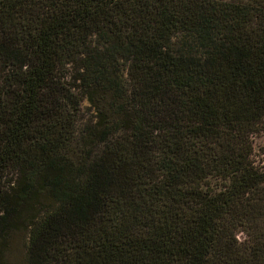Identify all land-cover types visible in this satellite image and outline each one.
I'll use <instances>...</instances> for the list:
<instances>
[{
  "label": "trees",
  "instance_id": "16d2710c",
  "mask_svg": "<svg viewBox=\"0 0 264 264\" xmlns=\"http://www.w3.org/2000/svg\"><path fill=\"white\" fill-rule=\"evenodd\" d=\"M263 130L264 0H0V264H264Z\"/></svg>",
  "mask_w": 264,
  "mask_h": 264
},
{
  "label": "rangeland",
  "instance_id": "374dc122",
  "mask_svg": "<svg viewBox=\"0 0 264 264\" xmlns=\"http://www.w3.org/2000/svg\"><path fill=\"white\" fill-rule=\"evenodd\" d=\"M80 107L85 118L89 113L87 103L85 101H82L80 103ZM252 159L258 166L264 167V130L252 138ZM236 238L239 241H242L244 239V236L242 234H236ZM24 243L25 240H23V238L21 239L20 237H18L15 240L14 247H12V253L10 256L11 264H18L20 262L22 247Z\"/></svg>",
  "mask_w": 264,
  "mask_h": 264
}]
</instances>
